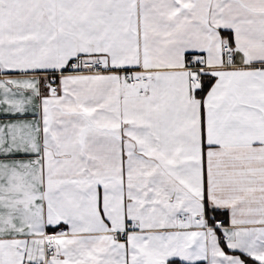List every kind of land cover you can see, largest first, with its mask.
Wrapping results in <instances>:
<instances>
[{
	"label": "snow or ice",
	"instance_id": "snow-or-ice-1",
	"mask_svg": "<svg viewBox=\"0 0 264 264\" xmlns=\"http://www.w3.org/2000/svg\"><path fill=\"white\" fill-rule=\"evenodd\" d=\"M0 264H264V0H0Z\"/></svg>",
	"mask_w": 264,
	"mask_h": 264
}]
</instances>
